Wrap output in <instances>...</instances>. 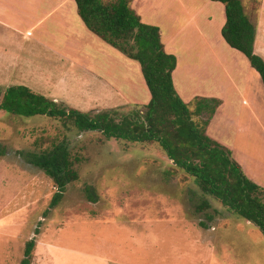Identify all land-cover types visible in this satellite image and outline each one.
<instances>
[{
	"label": "rangeland",
	"instance_id": "374dc122",
	"mask_svg": "<svg viewBox=\"0 0 264 264\" xmlns=\"http://www.w3.org/2000/svg\"><path fill=\"white\" fill-rule=\"evenodd\" d=\"M65 1L0 0V104L8 86L22 83L46 98L61 94L56 91L63 90L64 85H58V89L51 92L40 90L35 86V81L42 87L48 85L38 81L35 76L31 78L21 74L28 72L26 65L41 69L49 74L48 78L61 71V68H54L55 62L51 57L42 56L36 51L38 30L32 31V23L41 19L44 12H50L54 5L59 6ZM242 1L248 17L256 26L255 52L264 59V0ZM179 2L187 4V13L165 10L169 3ZM161 5L163 10L160 9ZM131 6L142 16L145 24L157 26L165 34L175 33L174 55L179 57L180 68L185 64L199 65L202 62L198 56V53H202L201 40L190 38V41L194 40L195 48L188 41V32L182 33L183 30L187 31V15L198 16V27L205 38L212 30L209 20L214 17L217 24L212 21L213 26L220 27L216 49L220 55H224L229 68L237 67L240 71L235 76L237 89L228 86V105L215 117L208 129V136L233 149L246 144L245 149L254 153L247 157L264 162L260 133L255 129L249 137H245L236 124L239 122L241 126H246V123L262 117L264 86L247 58L225 44L221 35L226 19L223 5L212 0H134ZM65 9L60 13H70L74 32L84 30L74 11V2H68ZM173 13L178 14L179 20L174 23L169 20V24L166 17H171ZM46 26L51 31L53 28L59 29L55 17ZM27 32H31V36ZM71 32L64 31L56 47L62 48L66 36ZM94 38L96 44H90L87 51L93 54L92 69L102 76V49L110 47ZM116 54L121 59L119 71L115 73L119 89L126 95L132 93L123 80L133 79L134 72L139 74L146 86L140 64L117 51ZM179 77L180 72L175 75L176 89L181 92V87L188 86L186 95L181 92V96L193 110L195 100L202 98L200 93L194 91L196 77L188 74ZM28 78L32 82H28ZM247 79L248 85L245 82ZM119 80H122L121 84H118ZM82 83H66L71 85L68 90V103L71 105L62 104L82 113L93 114L115 109L123 114H132L137 110L144 111L148 105L122 106L117 99H111L108 102L111 106L95 107V97L89 98L87 95L99 93L97 85ZM190 86H194V89ZM81 88L88 92L86 97ZM145 90L149 100L147 87ZM81 102L85 104L80 106ZM224 114L230 119L226 120ZM63 140L70 144L79 181L69 186L59 206L50 209L56 192L53 182L42 171L27 164L21 154L45 150L52 147L53 141ZM243 157L246 156H235L236 160L241 161ZM245 161L251 164L247 159ZM175 170L158 145L108 140L99 132L80 133L71 124L60 120L46 117L24 119L0 110V264H20L26 244L34 238L37 246L33 264H54V257L61 264L103 258H116L122 262L130 261L131 264H156L155 261L160 262L157 264H264V236L260 230L229 212L214 198L204 195L193 179ZM255 174V180L264 181V171L260 167ZM87 189L95 192L97 203L89 201ZM204 200L211 203L212 209L199 213L197 207ZM206 215L212 220L204 229L199 223L207 222ZM37 229L39 235H36ZM198 232L205 240L225 249L221 252V261L216 257L210 259L207 255L213 254L214 250L197 252V247L190 248L187 241L191 244ZM50 247L56 249H50L49 253ZM69 253H78L79 257H71ZM56 254H65L64 260Z\"/></svg>",
	"mask_w": 264,
	"mask_h": 264
},
{
	"label": "trees",
	"instance_id": "16d2710c",
	"mask_svg": "<svg viewBox=\"0 0 264 264\" xmlns=\"http://www.w3.org/2000/svg\"><path fill=\"white\" fill-rule=\"evenodd\" d=\"M78 14L90 32L140 64L151 94L144 111L123 114L119 110L82 113L56 103L24 86L4 90L0 110L24 119L46 117L71 124L80 133L99 132L108 140L130 144L158 145L176 169L193 179L207 196L229 212L255 225L264 236V189L249 180L230 150L207 135L208 127L222 105L216 99H198L191 110L178 95L173 80L175 56L166 52L160 29L142 22L132 9L134 0H74ZM225 7L226 23L222 37L233 50L242 53L259 74L264 85V59L255 52L256 26L246 14L242 0H213ZM27 164L42 171L56 192L50 204L55 209L70 185L79 181L68 141L52 147L21 154ZM92 203L98 197L86 190ZM212 209L204 200L199 213ZM212 219L199 225L206 229ZM40 232L37 229L36 235ZM36 239L26 244L20 264H33Z\"/></svg>",
	"mask_w": 264,
	"mask_h": 264
},
{
	"label": "crops",
	"instance_id": "0c3cea01",
	"mask_svg": "<svg viewBox=\"0 0 264 264\" xmlns=\"http://www.w3.org/2000/svg\"><path fill=\"white\" fill-rule=\"evenodd\" d=\"M71 1L74 2V5H75L74 11L77 14V16L79 17V19L81 20L83 27L85 28L81 32H74V29H73L72 24H71L70 13H68V12L67 13H60V11L62 9L66 10L65 7H66L67 3L71 2ZM242 3H243V1H242ZM218 4H220V3H218ZM175 7H176V9H175ZM223 7H224V5H223ZM160 9H162V10L164 9L163 5L160 6ZM165 10L166 11L170 10L172 12H174V10H176V12L177 11H184L186 13L188 12L187 4L181 3V2L176 3V4L175 3H169L168 8L165 7ZM224 10H225V7H224ZM139 16L141 17L142 22L144 23L142 16L141 15H139ZM53 17H55V22L59 25V29L56 30L53 28L51 31L49 29V27L46 26V23ZM187 17H188V20H187V23L185 25V29H187V31L183 30L182 33L188 32V35H189L188 41H189V43L193 44L194 46H195V44L193 43L194 40H197V41L201 40V42L203 43V45L201 46L202 53H198V56L200 58H202V62L199 63V65L198 64H194V65L185 64V65H183L182 68H180L179 57L174 55V52H175V46H174V44H175V33H169V34L166 33L165 34L161 28H159V27L158 28L160 29V35H161L162 43L165 46L166 52L170 55L175 56L177 59V62H178L177 68L173 74V80L175 81V75L179 74V72H180V77H182L183 74L184 75L188 74V76H190V75L195 76L196 77L195 89H194V86L193 87L190 86V87H191V89H194V91L201 94V97H202L201 99H216V100H220L222 102V105L217 110L214 118L212 119V121L208 127V129H209L211 124L214 122V119L217 116V114L221 113V111H223V109L226 108L228 105L229 97H230L229 91H228V86H231V88H233L234 90L237 89V83H236L235 76L240 71V68H237V67L229 68L227 66L228 63L224 60V55L223 54L220 55L218 53L219 51L217 50L218 48L216 49V47H217V38L219 35L218 33L220 30V27L219 26H216V27L213 26L212 21L214 23H216L214 20V17L209 20V24H211V26H212V30L208 33L209 36L206 37L207 39H209V41L201 34V29L198 27V23H197L199 20L198 16H196L195 14H188ZM225 18H226V15H225ZM166 19H167L168 23L171 24L169 22V20L172 23L177 22L179 20V16H178V14L173 13L171 17H168V15H167ZM33 21H35V24L32 23V25H33L32 31L38 30L37 34H38V38H39V39L35 40L36 51L42 56L51 57L55 62L54 68L58 69V70H59V68H61V71L59 70L60 72L58 71L55 74L56 76L51 75L52 77L48 78L49 74L41 71V69H38V68L34 69L33 66L26 65L25 68H28V72L23 71L21 76H31V78H32V76H35L38 81H43L44 83H46L48 85V86L42 87V86L38 85V83L35 81V86L37 88H39L40 90H46L48 92H51L53 90H57L58 85H60V86L64 85L65 86L63 88V90H57L56 91V92H61V94H55V96L48 97V99H51L56 103H64L65 105L70 106L71 104L68 103V98H70L69 91H70L71 85L78 84V83L83 85L82 82H86L88 85L93 84V85H97V87H98L97 92H99V93H96V95H94V96L92 93L87 95V97H89V98L95 97V107L111 106L108 103L111 99H117L118 101H120V104H122V106H127L130 104L132 106H137V105L138 106H146L147 104L150 103L151 94L149 92V100H148V94L145 90V87H147V85L146 86L144 85V82L139 77L138 73H135V72L133 73V75H134L133 79L128 78V79L123 80L124 82H126L128 84V89L130 92H132L131 94L126 95L125 93H123L119 89L117 83L115 82V80H117L115 78V73H116V71H119V68L121 66L120 56H118L119 54H116V51L118 53H120V52L118 50L114 49L113 47H111L110 45L106 44L102 39H100L99 37H97L96 35H94L92 32H90L88 30V28L85 26V24L83 23L82 19L80 18L79 14H78L77 5H76L74 0H66L64 3L60 4L59 6L54 5L50 12H44V16L41 19H37V20H33ZM225 23H226V19H225ZM152 26H154V25H152ZM223 27H222V29H223ZM222 29H221V35H222ZM64 31H72V32L69 33L68 36H66L65 41H64V46L62 48L56 47V43L59 40V36L63 35ZM27 35L31 36V32H27ZM94 37H97V39H99L104 44H106L108 47H110V48H105V49L103 48L102 49L103 54L101 56V63H100L101 67L103 68L102 76H99L100 72L94 71L92 69L91 60L93 59V54L90 51H87L88 50L87 47L90 44H93V45L96 44V38H94ZM190 38H191V40H192V38H194L193 42L190 41ZM211 44H213L214 46H212ZM225 44H226V42H225ZM195 48H196V46H195ZM131 61H133V60H131ZM134 62H136V61H134ZM16 67L18 68L19 66H16ZM141 71H142V69H141ZM57 74H58V76H57ZM222 74H225V76H223ZM83 75H85L84 77H86V78L80 77ZM221 75H222V77H224L223 79L221 78ZM240 75H242V74H240ZM39 76H43V77H41V80L39 79ZM44 76H47V77H44ZM180 77H179V79H180ZM88 78H90L91 80L88 81ZM121 81L119 80L118 84H121ZM28 82H32V79L28 78ZM67 82H71L72 84L68 86V84H66ZM227 82H229V83H227ZM245 82L248 85L249 80L247 79V81H245ZM17 86H24V87L29 88L33 92H35L33 89H31L32 87L31 88L28 87L25 83H22V84L17 85ZM174 86L176 89L175 83H174ZM9 87H12V86H8L7 88H9ZM187 88H188V86L181 87L180 90H181V92H183L186 95ZM81 89L84 90L83 95L86 97V94H88V92L85 91V88H81ZM147 90L149 91L148 87H147ZM92 91H94V90H92ZM176 91H177L178 95L182 98L181 92L177 89H176ZM35 93H37V92H35ZM64 93H67L68 95H64ZM37 94H39V93H37ZM182 100H183V98H182ZM252 100H254V99L252 98ZM121 101H122V103H121ZM244 103L246 104V102H244ZM84 104L85 103L81 102L79 105L83 106ZM186 104H188V103H186ZM114 106H116V105H114ZM94 113H98V112H94ZM223 117L226 120L230 119V118H228V116L226 114H224ZM236 124L239 126V128H241V131H242V133H244L245 137L246 136L249 137V135L252 132H254L255 129H257V132H259L261 135V142L260 143L264 145V114L262 115V117H259L258 120L255 119L254 122H252V123H246V126H241V123H239V122H237ZM207 135H208V130H207ZM212 140L218 142L219 144H221L222 146H224L225 148L230 150L232 153L233 159L237 163H239V165L242 167V170H243L244 174L246 175V177L249 180H251L253 183H255L256 185H258L259 187L264 189V181H257L254 179V176L256 175L255 170L257 168H259V164H260V168L264 171V163L263 162L260 163V161L258 162L257 160H254L253 158L247 157L249 155H253L254 153H251L245 149L246 147H244V146L246 144H240L241 147L235 146V148L233 149L231 146L224 145L223 142L218 141L217 139L216 140L212 139ZM242 154L245 155L246 157H243L242 161L238 160V159L236 160L235 156L236 155H242ZM246 159L251 164L247 163L245 161ZM247 224L249 225L251 223L247 222ZM143 232H145V230ZM192 239L193 240H192L191 244L188 243V241H187V244L190 246L191 249L192 248L195 249V247H197L198 248L197 252H199L200 250H202L204 252L205 249H208V251L214 250L213 254H211V253L207 254L209 256V258L211 259V258L216 257V258H218L219 261L222 260V253L221 252L223 250L225 251V249L221 248L220 246H217L214 242H210V241H207L204 238H202L201 232H198L197 235L194 236ZM50 249L53 250V249H56V247H54V248L50 247L49 253H50ZM216 251H219L220 253L216 254L215 253ZM69 254L71 257H79L78 253H69ZM55 256H61L62 261L65 258V254L64 255H57L56 254ZM82 257L83 256H80V258H82ZM50 259H52L51 254H50ZM53 259L55 260L54 264H61V263L57 262L56 257H54ZM72 259H76V258H72ZM224 260L228 261L227 258H224ZM178 261H180V260H178ZM178 261H177V263H178ZM229 261L231 263V260H229ZM74 263L75 264H131L130 261L122 262L120 260H117L116 258L77 260ZM155 263L157 264L160 262L155 261Z\"/></svg>",
	"mask_w": 264,
	"mask_h": 264
},
{
	"label": "bare ground",
	"instance_id": "6f19581e",
	"mask_svg": "<svg viewBox=\"0 0 264 264\" xmlns=\"http://www.w3.org/2000/svg\"><path fill=\"white\" fill-rule=\"evenodd\" d=\"M258 161V160H257ZM259 162V161H258ZM261 163V162H260ZM264 163V162H263ZM258 164V163H257ZM259 167H260V164H259Z\"/></svg>",
	"mask_w": 264,
	"mask_h": 264
}]
</instances>
